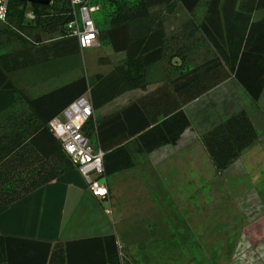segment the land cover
<instances>
[{"label":"trees","instance_id":"obj_1","mask_svg":"<svg viewBox=\"0 0 264 264\" xmlns=\"http://www.w3.org/2000/svg\"><path fill=\"white\" fill-rule=\"evenodd\" d=\"M91 3L101 5V25L96 23L99 43L110 46L115 53H125V61L105 75L96 74L93 84L81 76L34 97L22 85L23 73L38 64L82 51L77 39L66 31L71 20V0H51L48 6L11 0L7 21L0 22V211L76 168L49 124L84 95L89 97L95 112L129 91H146L150 85L148 72L158 63L165 61L175 70L171 72L175 78L156 90L172 95L168 110L173 115L167 121H157V116L149 121L144 107L135 124L119 118V113L117 117L101 119L94 114L85 126L83 133L92 145L96 139L104 153L105 179L120 170L111 169L107 162L126 151V145L121 143L132 137L144 141L159 133L162 140L150 147L139 145L137 151L175 144L190 127L183 107L226 80L235 79L254 103L262 97L264 0H91ZM201 6L204 12L198 15ZM161 7L169 13L181 7L188 15L180 33L165 34L163 15L157 11ZM28 10L35 15L31 22L26 20ZM12 42L20 47L8 49ZM173 123L181 124L172 135ZM117 127H122V136L107 144L109 130ZM257 140V131L244 109L202 136L219 173L227 170ZM82 242L89 244L87 251L95 261L92 264H122L115 236Z\"/></svg>","mask_w":264,"mask_h":264},{"label":"crops","instance_id":"obj_2","mask_svg":"<svg viewBox=\"0 0 264 264\" xmlns=\"http://www.w3.org/2000/svg\"><path fill=\"white\" fill-rule=\"evenodd\" d=\"M117 56L119 61L116 66L123 64L126 58L125 53H118ZM161 63L149 70L150 85L146 91L133 90L117 97L95 111V117H117L120 113L119 118L135 124L136 116L146 107L149 121L156 116L157 121L161 122L170 119L173 114L170 115L168 108L173 101L172 95H164L161 91L157 93L156 90L175 76ZM22 76L25 88L26 81H30L29 78L26 80L24 73ZM30 94L34 97L42 93H37L36 89ZM204 99L207 100L200 104ZM242 109L248 113L258 140L227 170L221 173L216 171V183L221 188L224 186L220 194L230 190L236 192L234 196L241 192L243 198H252L246 210L236 211L241 214H232V219H264V92L259 102L254 103L238 82L231 78L183 107L190 127L175 144L137 151L139 145L150 147L162 140L159 133L146 137L144 141L132 137L121 143L126 145V151L108 158V166L120 170L105 179L109 189L106 200L92 195L87 182L75 168L1 210L0 264H92L95 261L87 251L89 244L82 241L106 236H115L119 250L123 245L124 249L130 251L127 258L130 264H159L158 260H165L164 264H178L180 256L189 251L188 243L194 240L196 233L192 213L176 204L179 199L182 200L177 196L181 192L184 194L186 172L200 170L203 150L210 161L203 147L202 135ZM180 124L175 126L173 123L172 135L178 131ZM121 129L109 130L111 133L107 135L106 143L110 144L122 136ZM93 142V146L99 149L96 139ZM108 152H111V148ZM125 195V199L121 198ZM138 196L142 201L158 203L161 210L156 211V220H152L153 213L149 210H127L120 204L130 200L138 202ZM255 199L257 208L254 206ZM107 207L111 208V213ZM216 212L227 214L225 210ZM234 224L231 221L230 227H235ZM250 226L249 222L243 223L241 232L250 231ZM142 234H145L144 239L136 241L137 236ZM199 243L193 242L191 245L196 247ZM207 246L211 250V258H216L219 251V258L226 256L225 249L218 244L209 243ZM152 249L156 250L155 256L151 253ZM121 259L124 264L122 256Z\"/></svg>","mask_w":264,"mask_h":264},{"label":"rangeland","instance_id":"obj_3","mask_svg":"<svg viewBox=\"0 0 264 264\" xmlns=\"http://www.w3.org/2000/svg\"><path fill=\"white\" fill-rule=\"evenodd\" d=\"M94 6L99 8L97 14H94L95 23L101 25V5L96 4ZM157 11L163 15L164 31L166 35H175L182 31L183 24L187 21L188 15L181 7H177L173 13L167 12L164 7L158 8ZM197 12L198 15H201L204 12L203 6H201ZM0 26L2 27L1 24ZM17 46L20 47L17 43L12 42L7 48L11 49ZM196 53H199V51L196 50ZM117 54L118 53H115L110 46L99 43V46L82 50L80 54L62 57L44 64H38L24 73L26 80L29 78L30 81H26L25 89L29 93H33L36 89L37 93H45L63 86L81 76H85L89 83L93 84L96 74L105 75L116 66L119 61ZM161 65L169 68L171 72L175 71L170 64L165 61L162 62ZM32 84L35 86L32 87ZM34 87L36 88L33 89ZM206 100L207 99H204L200 104ZM203 147L208 155L204 145ZM203 151L202 167L200 170H187L186 184L183 189L184 194L181 192L180 195L177 196L182 200L180 201L179 199L176 204L178 203L179 206L181 205L180 208L182 210L192 213L193 219L195 220L194 225L196 226L194 228L196 229V233L193 235L194 240L188 243L190 249L180 256L181 261L178 264H264V219L260 220L257 217L254 219L233 217L232 219V214H241L236 211L246 210L248 201L252 198L249 196L243 198L241 192L234 196L236 192L230 190H226V194L224 191L220 194L224 186L222 185L221 188L219 184L216 183L217 172L210 157L209 161ZM89 190L91 191L90 188ZM138 197V202L130 200L122 201L120 204L127 210H149L153 213L152 220H156V211L161 210L158 203L142 201L141 196ZM121 198L125 199L126 195L121 196ZM129 198L131 199L132 197ZM254 206L255 208L258 207L256 199ZM107 210H110L109 213H111L110 207H107ZM220 210L227 211V214L216 212ZM222 215H227V217L221 218ZM150 219L151 218H147V220ZM231 221L235 223V227H230ZM248 222L251 224V230L246 233L241 232L243 231V228H241L243 227V223L245 224ZM252 229L254 230L253 233L251 232ZM153 235L154 237L156 236V234ZM170 235H172V233H170ZM144 236L145 234L138 235L136 241L144 239ZM192 241L200 242L199 246L194 247L191 245V243L193 244ZM209 243L218 244L220 248L225 249L224 254L226 256H224V258H219V256H221V251H219L216 254V258H211L209 255L212 253L207 246ZM120 251L124 260L123 263L130 264V261L127 259L130 257V251L124 249L123 245ZM155 252L156 250H151L153 256H155ZM154 259L157 260L156 258ZM164 262L165 260L163 262L158 260L159 264H164ZM170 264L177 263L171 262Z\"/></svg>","mask_w":264,"mask_h":264},{"label":"built area","instance_id":"obj_4","mask_svg":"<svg viewBox=\"0 0 264 264\" xmlns=\"http://www.w3.org/2000/svg\"><path fill=\"white\" fill-rule=\"evenodd\" d=\"M11 0H0V22L7 21ZM99 8L91 0H71V20L66 26L70 37L76 38L81 50L99 46V29L94 20ZM35 15L28 10L27 21ZM92 104L87 95L78 98L62 114L50 122V130L62 143L64 150L73 160L76 169L87 182L93 196L106 200L109 195L103 167L104 153L96 149L83 133L93 118Z\"/></svg>","mask_w":264,"mask_h":264},{"label":"water","instance_id":"obj_5","mask_svg":"<svg viewBox=\"0 0 264 264\" xmlns=\"http://www.w3.org/2000/svg\"><path fill=\"white\" fill-rule=\"evenodd\" d=\"M24 3H29L32 5H41V6H48L51 3V0H19Z\"/></svg>","mask_w":264,"mask_h":264}]
</instances>
